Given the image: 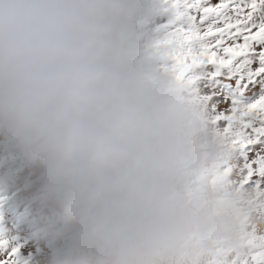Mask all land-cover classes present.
<instances>
[{
    "label": "clouds",
    "instance_id": "1",
    "mask_svg": "<svg viewBox=\"0 0 264 264\" xmlns=\"http://www.w3.org/2000/svg\"><path fill=\"white\" fill-rule=\"evenodd\" d=\"M161 0H0V143L61 209L54 264H207L251 193L204 99L156 49Z\"/></svg>",
    "mask_w": 264,
    "mask_h": 264
},
{
    "label": "snow or ice",
    "instance_id": "2",
    "mask_svg": "<svg viewBox=\"0 0 264 264\" xmlns=\"http://www.w3.org/2000/svg\"><path fill=\"white\" fill-rule=\"evenodd\" d=\"M166 56L178 79L204 81L202 96L231 148V174L264 190V0H166ZM8 247L0 240V252ZM0 264H17L18 248ZM233 264H264V235Z\"/></svg>",
    "mask_w": 264,
    "mask_h": 264
},
{
    "label": "rangeland",
    "instance_id": "3",
    "mask_svg": "<svg viewBox=\"0 0 264 264\" xmlns=\"http://www.w3.org/2000/svg\"><path fill=\"white\" fill-rule=\"evenodd\" d=\"M161 3L164 5V14L150 18L147 26L156 32V49L170 65L166 52L173 17L166 0H161ZM203 83H187V86L201 96L206 91L202 88ZM222 171L238 187L251 193V212L242 234L241 249L229 253L218 251L207 264H233V261L242 257L251 237L264 235V190L240 183L231 174L230 163H226ZM37 174L35 166L11 154L0 143V240L8 243L7 249L0 252V260L6 258L7 250L17 247V264H54V250L58 242L56 232L62 225L61 209L56 199L36 182Z\"/></svg>",
    "mask_w": 264,
    "mask_h": 264
}]
</instances>
